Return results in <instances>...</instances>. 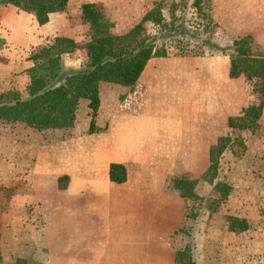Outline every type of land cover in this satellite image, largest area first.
I'll return each instance as SVG.
<instances>
[{"label":"rangeland","instance_id":"obj_1","mask_svg":"<svg viewBox=\"0 0 264 264\" xmlns=\"http://www.w3.org/2000/svg\"><path fill=\"white\" fill-rule=\"evenodd\" d=\"M173 2L179 0H94L114 23L111 32L117 35L131 30L154 4L161 5L168 19ZM236 2L210 0L213 26L208 33L202 32V18L186 8L189 37H183V43L167 57L177 61V68L189 71L186 80L193 92L195 129L194 149L187 155L163 156L157 161L160 167H129V174L124 167L125 182L113 184L104 180L103 167H75L74 151L64 156L57 153L56 167L71 168L72 180L47 181L43 195L31 189L38 199L22 206L13 202L11 165L16 169L19 161L11 155L12 140L23 134L33 143L39 137V143L47 145L54 139H67L71 128L39 132L21 124L0 125L1 264L16 259L29 264H190L189 260L194 264H264V111L247 128L228 126V119L239 118L245 108L258 104L254 81L229 77V48L235 40L248 37L254 54L264 56V50L252 35L236 32ZM65 13L60 26L78 36V45L87 43L91 28L82 19L81 5ZM7 14L22 21L14 13ZM147 30L153 32L151 25ZM207 37L213 46L202 45ZM44 46L27 52H40ZM29 54L23 56L25 62L23 57L0 56V93L6 91L13 73L27 71L32 64L26 60ZM75 55L77 67L85 66V52L80 49ZM170 68L171 62L161 65V72L153 76L159 84L157 92L167 97L174 88L165 75H170ZM133 87L119 94L117 113L129 116L144 111L145 100L136 114L119 109ZM21 94L26 96L25 91ZM80 115L79 130L88 124ZM105 121L101 129L106 128ZM25 139L18 141L25 144ZM28 158L22 167H38L35 157L29 164ZM75 170L80 171L74 176ZM87 172L93 173V180L85 176ZM217 183L227 184L231 191L219 209L211 212L209 201L214 199ZM227 217L245 219L249 229L228 231ZM184 251L186 260L180 258Z\"/></svg>","mask_w":264,"mask_h":264},{"label":"trees","instance_id":"obj_2","mask_svg":"<svg viewBox=\"0 0 264 264\" xmlns=\"http://www.w3.org/2000/svg\"><path fill=\"white\" fill-rule=\"evenodd\" d=\"M0 5L14 6L33 15L39 25H44L48 22L49 15L66 12L68 0H0ZM186 8L194 10L196 17L202 18V32L211 31L213 21L209 14L210 0L173 2L168 9V19L162 13L161 5L154 4L140 22L124 35L111 32L114 23L106 18L97 4H82L81 16L91 28L90 40L77 45L68 38H54L40 52L31 54L29 60L33 67L27 70L29 84L26 96L13 90L0 93V125L21 124L39 132L72 128L77 106L81 100H85L91 117L87 133L103 132L105 129L95 126L100 106V84L108 83L131 90L148 61L167 58L173 47L183 43V37H189L185 25ZM177 12L180 14L177 15ZM147 25H151L152 33L148 32ZM202 45L213 46L209 37L202 40ZM76 49L85 52V66L66 69L62 56L71 54ZM254 49L255 46L248 37L235 40L229 48V77L235 79L242 76L254 81V92L258 97V104L245 108L241 117L228 119V126L231 128H247L257 122L264 111V56L254 54ZM212 170L208 171L209 174L213 173ZM66 179L67 177H62L59 181ZM125 180L124 167L111 164L109 181L121 184ZM230 191V186L224 183H217L213 187L214 199L209 201L211 212L219 209ZM226 221L230 232L241 233L249 229L245 219L227 217ZM180 258L188 259L187 253H181ZM1 261L0 254V264ZM189 263L194 264L190 260ZM11 264L29 263L16 259Z\"/></svg>","mask_w":264,"mask_h":264},{"label":"crops","instance_id":"obj_3","mask_svg":"<svg viewBox=\"0 0 264 264\" xmlns=\"http://www.w3.org/2000/svg\"><path fill=\"white\" fill-rule=\"evenodd\" d=\"M236 1L239 2H236V32L252 35L264 50V0ZM85 3H94V0H68L66 10L70 11L74 6ZM8 12L14 13L22 21L15 20L12 14H7ZM65 16V12L51 14L46 24L39 25L33 15L11 5H0V56L8 59H22L35 46L48 45L54 38H68L77 45L80 44V39L75 36L74 32L60 26L65 21ZM79 51L80 49H76L73 53L62 56L66 69L78 68L79 63H77L75 53ZM31 54L33 53L29 55ZM29 57L26 58L27 61H30ZM69 57L71 58L69 59ZM22 61L25 62V58ZM22 61L20 60V63ZM30 62L32 63V61ZM170 62L169 72L171 73L170 75L165 73V75L170 76V83L174 88L167 97L165 93L157 92L159 84L156 78L153 79V76L161 72V65H170ZM176 63L177 61L171 59L168 61L167 58H154L148 61L137 81L148 89H146L144 111L139 115L128 116L117 113L115 107L119 103V94L123 93L124 88L101 83L98 89L100 106L95 118V126L100 128L102 122L106 120L107 124L106 128H102L105 129L103 132L87 133L91 119L90 110L87 107V101L81 100L75 112L74 125L69 131L70 136L67 139H54L47 145H42L39 143V137L34 143L31 138L25 139L23 134L15 137L11 143V155L14 161H19L21 167L18 170L19 163H17L16 169L14 165H11V171L13 168L15 171L14 177H11V186L14 188L13 202L22 206L34 202L38 198L33 195L31 189L43 195L42 189L47 181L60 182L59 179L62 177L72 180L71 168L56 167L53 158L57 153L64 156L70 151H74L75 167H103L104 180L110 183L109 167L111 164L125 167L126 172L130 170L129 167H160L157 161H161V157L187 155L189 150H193L195 103L192 98V89L189 90V82L186 80L189 71L177 68ZM32 64L28 65L26 70L32 68ZM10 72H13L12 69ZM13 75L12 80H8L9 84L5 90L18 91L19 93L25 91L26 94L29 84L27 71L19 70ZM107 104L111 107L108 108ZM80 113H83L88 121V124L81 130L76 127L80 121ZM104 115L105 117H103ZM99 122L101 124H98ZM19 139H25V144L20 143ZM30 156L31 159L28 158ZM32 156L38 160V167H22L25 158H28V164L29 160L33 161ZM79 171L75 170L74 176ZM80 173L78 176L82 177L83 175ZM87 173L85 176L87 175L90 180H93V173ZM127 173L129 174V172Z\"/></svg>","mask_w":264,"mask_h":264},{"label":"built area","instance_id":"obj_4","mask_svg":"<svg viewBox=\"0 0 264 264\" xmlns=\"http://www.w3.org/2000/svg\"><path fill=\"white\" fill-rule=\"evenodd\" d=\"M146 90L142 84L136 83L133 90L119 104V109L122 113L136 114L144 103Z\"/></svg>","mask_w":264,"mask_h":264}]
</instances>
